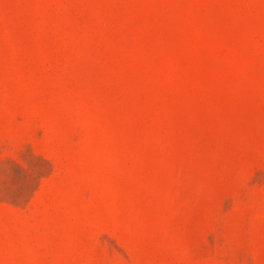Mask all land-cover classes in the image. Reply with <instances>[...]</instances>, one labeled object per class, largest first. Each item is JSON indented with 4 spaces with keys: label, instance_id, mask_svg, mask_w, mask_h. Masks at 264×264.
Segmentation results:
<instances>
[{
    "label": "rangeland",
    "instance_id": "1",
    "mask_svg": "<svg viewBox=\"0 0 264 264\" xmlns=\"http://www.w3.org/2000/svg\"><path fill=\"white\" fill-rule=\"evenodd\" d=\"M0 264H264V0H0Z\"/></svg>",
    "mask_w": 264,
    "mask_h": 264
}]
</instances>
